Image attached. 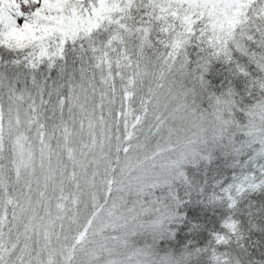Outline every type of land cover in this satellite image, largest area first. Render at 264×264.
Instances as JSON below:
<instances>
[{
    "label": "snow or ice",
    "instance_id": "1",
    "mask_svg": "<svg viewBox=\"0 0 264 264\" xmlns=\"http://www.w3.org/2000/svg\"><path fill=\"white\" fill-rule=\"evenodd\" d=\"M0 264H264V0H0Z\"/></svg>",
    "mask_w": 264,
    "mask_h": 264
}]
</instances>
